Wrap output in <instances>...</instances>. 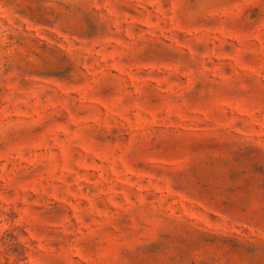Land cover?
Returning <instances> with one entry per match:
<instances>
[{
	"label": "rangeland",
	"instance_id": "374dc122",
	"mask_svg": "<svg viewBox=\"0 0 264 264\" xmlns=\"http://www.w3.org/2000/svg\"><path fill=\"white\" fill-rule=\"evenodd\" d=\"M0 264H264V0H0Z\"/></svg>",
	"mask_w": 264,
	"mask_h": 264
}]
</instances>
